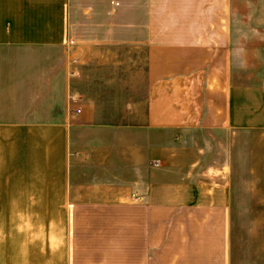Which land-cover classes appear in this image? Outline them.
<instances>
[{
	"label": "crops",
	"instance_id": "1",
	"mask_svg": "<svg viewBox=\"0 0 264 264\" xmlns=\"http://www.w3.org/2000/svg\"><path fill=\"white\" fill-rule=\"evenodd\" d=\"M238 21L239 0H0L10 204L109 216L119 264H232L233 161L198 137L264 140Z\"/></svg>",
	"mask_w": 264,
	"mask_h": 264
},
{
	"label": "rangeland",
	"instance_id": "2",
	"mask_svg": "<svg viewBox=\"0 0 264 264\" xmlns=\"http://www.w3.org/2000/svg\"><path fill=\"white\" fill-rule=\"evenodd\" d=\"M238 32L240 48L264 49V0H239ZM198 139L206 163L233 161L232 264H264V140L246 133L232 144ZM24 208L10 204V141L0 140V264H119L125 255L109 216H78L71 229L69 216L26 214Z\"/></svg>",
	"mask_w": 264,
	"mask_h": 264
},
{
	"label": "built area",
	"instance_id": "3",
	"mask_svg": "<svg viewBox=\"0 0 264 264\" xmlns=\"http://www.w3.org/2000/svg\"><path fill=\"white\" fill-rule=\"evenodd\" d=\"M80 111L79 110H76V113H79Z\"/></svg>",
	"mask_w": 264,
	"mask_h": 264
}]
</instances>
